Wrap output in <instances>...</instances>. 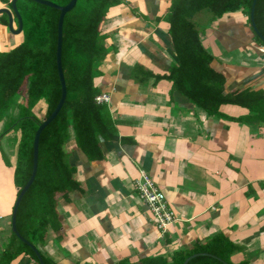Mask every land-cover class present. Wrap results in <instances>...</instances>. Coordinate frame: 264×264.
Here are the masks:
<instances>
[{
  "label": "crops",
  "instance_id": "obj_1",
  "mask_svg": "<svg viewBox=\"0 0 264 264\" xmlns=\"http://www.w3.org/2000/svg\"><path fill=\"white\" fill-rule=\"evenodd\" d=\"M174 1L122 0L101 26L107 55L94 85L110 96L107 107L120 139L101 138L104 158L91 161L70 128L64 150L80 190L69 200L59 197L61 239L51 232L42 247L57 264L137 263L143 257H170L219 233L241 250L233 255V263L264 264V126L214 119L169 81L132 80L136 65L165 75L177 64L169 25L163 19ZM3 8L9 7L0 1ZM2 17L0 50L5 52L19 42L1 23ZM158 18L161 21H155ZM205 20L202 44L214 58L213 69L226 77L225 92L264 94V47L256 41L248 17L238 11ZM14 25L17 29L16 21ZM46 112L44 101L33 109L42 121ZM220 112L231 119L252 115L235 105H223ZM19 114L18 106L13 107L10 115ZM5 122L0 123V133ZM18 139L12 133L3 139L5 147L0 141V248L9 236L18 198L14 167ZM142 171L163 191L178 218L163 235L134 189ZM30 262L20 257L13 264Z\"/></svg>",
  "mask_w": 264,
  "mask_h": 264
},
{
  "label": "trees",
  "instance_id": "obj_2",
  "mask_svg": "<svg viewBox=\"0 0 264 264\" xmlns=\"http://www.w3.org/2000/svg\"><path fill=\"white\" fill-rule=\"evenodd\" d=\"M12 8V0H0ZM66 6L71 0H47ZM254 0H175L163 19L169 25V36L177 57L168 74L154 72L136 65L132 80L136 84L166 80L173 89L214 119H226L251 126H264V94L254 91L225 92L226 77L212 67L214 58L202 44V29L196 18L204 12L211 19L226 13L242 11L247 17L256 41L264 42L254 32L251 10ZM122 0H78L63 25L62 65L67 85V99L57 118L42 132L39 146V165L36 179L25 194L17 213V230L34 245L45 264H57L39 248L47 244L51 232L62 229L57 206L60 196L80 190L75 180L76 170L68 162L64 146L69 130L76 133V143L91 161L104 158L100 139L118 141L119 133L110 117L107 104L95 99L101 92L94 80L99 75L107 50L103 45L101 26L109 11ZM17 9L23 19L24 40L10 51L0 52V123L7 119L0 140L17 133L20 141L15 160V183L18 196L29 181L33 169V144L42 123L33 113L35 106L44 101L46 118L56 109L61 98V83L57 70L56 51L60 12L31 0H20ZM257 29L264 37V0H257L255 15ZM155 21H161V18ZM1 23L8 26L3 15ZM223 105L246 108L252 113L245 118L231 119L220 112ZM18 106L20 114L13 118L11 110ZM45 118V119H46ZM6 164L10 166L6 158ZM12 166V164H11ZM240 248L222 233L205 242L174 252L170 257L149 256L137 263L122 260L119 264H248L233 263L232 257ZM27 257L30 264H40L34 250L23 243L12 231L0 248V264H13Z\"/></svg>",
  "mask_w": 264,
  "mask_h": 264
},
{
  "label": "water",
  "instance_id": "obj_3",
  "mask_svg": "<svg viewBox=\"0 0 264 264\" xmlns=\"http://www.w3.org/2000/svg\"><path fill=\"white\" fill-rule=\"evenodd\" d=\"M18 1H20V0H12V8L11 9L10 8L0 9V15H6L8 17V29L14 35H20L23 31V19H22L21 15L17 9V2ZM31 1H34L38 4L56 9L60 12L59 21H58L56 61H57L58 75H59V79H60V83H61V98H60V101H59L56 109L54 110V112L48 118H46L42 121L41 125L39 126V128L36 132L34 144H33L32 174H31V177H30L29 181L27 182V184L21 190V192L17 198V201L15 203L13 214H12V231L15 235L18 236V238L23 243L27 244L29 247H31L34 250V252L36 253V255L40 261V264H45L39 250L34 245H32L30 242H28L26 239H24L20 235V233L18 232V230H17V213H18L19 206H20L25 194L31 188V186L33 185V183L36 179V176H37L38 165H39V146H40L41 134L57 118V116L59 115L60 111L62 110V108L66 102V99H67V85H66V80H65L63 65H62L63 25H64V19H65L66 15L76 7L78 0H71L69 2V4H67L66 6H59V5H57L51 1H47V0H31ZM256 4H257V0H254L252 10H251V24H252V28H253L254 32L264 42V37L262 36V34L257 29V26L255 24V20H254ZM15 21L18 24L17 29L15 28V25H14ZM195 257H197V255H194V256L188 258L184 262V264H188Z\"/></svg>",
  "mask_w": 264,
  "mask_h": 264
},
{
  "label": "built area",
  "instance_id": "obj_4",
  "mask_svg": "<svg viewBox=\"0 0 264 264\" xmlns=\"http://www.w3.org/2000/svg\"><path fill=\"white\" fill-rule=\"evenodd\" d=\"M95 101L98 104H108L110 96L101 94L96 97ZM134 189L140 200L147 206L157 229L162 235L165 234L178 218L175 210L169 205L163 191L158 188L152 177L144 171L140 172L139 177L135 179Z\"/></svg>",
  "mask_w": 264,
  "mask_h": 264
},
{
  "label": "rangeland",
  "instance_id": "obj_5",
  "mask_svg": "<svg viewBox=\"0 0 264 264\" xmlns=\"http://www.w3.org/2000/svg\"><path fill=\"white\" fill-rule=\"evenodd\" d=\"M209 17H211V14L209 13V12H204V13H202L200 16H199V18L196 20V22H197V24L199 25V27H200V29H202L201 27H203V24L202 23H206L207 22V20H205V19H207V18H209ZM212 20V19H211ZM206 21V22H205ZM15 37H17V39H16V43L17 42H19V44L21 43V42H23V40H24V35L22 34V36L21 35H15ZM18 46V45H17ZM1 52L3 51V50H0ZM98 69V68H97ZM6 120V122H7V119H5ZM4 120V121H5ZM6 122H5V124H6ZM4 127H5V125H3L2 126V128L1 129H4ZM3 131V130H2ZM19 138V137H18ZM4 139V138H3ZM2 139V142L4 141ZM1 141V140H0ZM19 141H20V139H18V144H19ZM6 144H7V141H4L3 142V146L5 147L6 146ZM41 251H42V247H40L39 248Z\"/></svg>",
  "mask_w": 264,
  "mask_h": 264
}]
</instances>
